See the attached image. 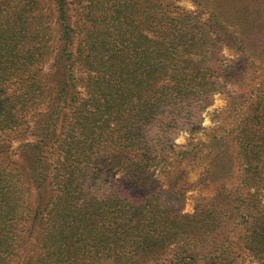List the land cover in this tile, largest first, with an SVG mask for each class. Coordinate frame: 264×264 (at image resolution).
<instances>
[{
  "label": "trees",
  "instance_id": "trees-1",
  "mask_svg": "<svg viewBox=\"0 0 264 264\" xmlns=\"http://www.w3.org/2000/svg\"><path fill=\"white\" fill-rule=\"evenodd\" d=\"M190 1L194 13L177 0L0 5V145L31 137L38 173L28 156L0 161V264H239L247 250L264 264V76L230 131L233 201L220 186L214 206L184 215L176 176L165 190L138 173L167 159L176 129L200 130L221 79L264 54V0ZM59 62L73 81L62 97L45 71Z\"/></svg>",
  "mask_w": 264,
  "mask_h": 264
},
{
  "label": "rangeland",
  "instance_id": "rangeland-1",
  "mask_svg": "<svg viewBox=\"0 0 264 264\" xmlns=\"http://www.w3.org/2000/svg\"><path fill=\"white\" fill-rule=\"evenodd\" d=\"M9 0H0V5L5 6ZM49 3L52 0H36ZM186 12L194 13L196 7L190 0H177ZM58 6V3L56 4ZM203 21L208 20V15H203ZM64 33L65 28L61 29ZM224 39L222 56L225 59L226 65L234 67L237 58L240 57L237 46L233 45V41L228 38ZM263 51V50H262ZM259 52L258 48L252 51V59L250 62H242L238 68L236 79H221V89H219L209 104L201 110L198 120L201 121V128L198 131H189L176 129L172 139V149L167 159L161 163L149 168L141 166L138 173L142 176V181L147 184H159L163 189L168 190L172 177H177L180 187L185 190L183 200L179 203L181 213L184 215H194L203 209L210 208L216 204L219 187H224V193L229 196V200L235 198L236 190L239 187L240 170L235 165L236 155L230 154V131L236 127L237 120L240 119V112L244 107V103L252 96V91L255 90L264 76V54ZM62 62H59L55 67L48 65L45 69L57 81L60 96L70 92L72 80L69 77L62 79L58 71L61 69ZM228 67H224L226 69ZM228 72L221 71L219 74L226 75ZM227 75L225 76V78ZM239 77V78H238ZM75 86L78 91L85 94V81L82 76H78ZM83 81V82H81ZM75 87V88H76ZM220 88V87H219ZM68 90V91H67ZM255 93H257L255 91ZM32 138L26 135L15 140L12 144L0 145V161L16 163L23 165V160L28 156L35 174L37 162L34 157L33 147L30 145ZM213 160L216 167V184L207 187L203 176ZM115 181L120 182V175H116ZM37 180V177H36ZM140 180V179H139ZM141 184V181H139ZM133 194L138 195L142 192V188H136L133 185L125 184ZM264 200V198H263ZM226 224L230 228L234 220L230 221L232 215L230 207ZM213 242V243H212ZM218 242V241H217ZM205 246H217L216 242L211 241ZM239 264H260L254 257L253 253L243 251L240 253Z\"/></svg>",
  "mask_w": 264,
  "mask_h": 264
}]
</instances>
